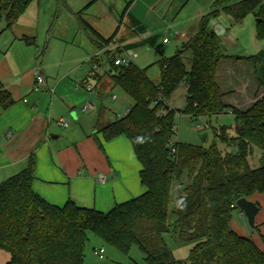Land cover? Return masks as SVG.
<instances>
[{
	"label": "trees",
	"instance_id": "obj_1",
	"mask_svg": "<svg viewBox=\"0 0 264 264\" xmlns=\"http://www.w3.org/2000/svg\"><path fill=\"white\" fill-rule=\"evenodd\" d=\"M32 1L0 0V23L5 21V28H10ZM133 1L126 3L124 12ZM55 2L57 14L64 0ZM86 7L75 15L81 28L92 30L83 18ZM222 12L236 23L255 16L257 37L264 39V0H215L201 17L197 32L173 55L155 62L160 69L158 83L148 76L147 68L133 62L117 66L114 59L112 71H107L133 103L123 117L101 131L106 139L121 135L130 139L142 165L144 193L108 212L72 200L62 206L52 204L33 189L31 156L23 170L0 183V249L10 253L6 264H84L89 232L124 253L137 245L145 264H264V252L256 243L231 227L237 200L264 193V163L254 168L249 162L254 147L262 151L264 161V91L259 94L264 90V50L239 57L226 54L214 28ZM188 50L192 52L189 70L183 60ZM226 64H233L236 85L255 88L256 100L246 109L229 101L237 96L234 89L222 90L219 84ZM182 82L187 86L184 113L211 117L229 110L235 116L234 136L221 126L209 147L173 140L177 110L170 107L169 99ZM7 96L0 89L3 106L10 102L5 101ZM218 141L233 143L235 149L223 152ZM184 177L187 182L177 199L173 226L182 242L195 244L187 258L177 259L165 234L171 226L172 185Z\"/></svg>",
	"mask_w": 264,
	"mask_h": 264
},
{
	"label": "crops",
	"instance_id": "obj_2",
	"mask_svg": "<svg viewBox=\"0 0 264 264\" xmlns=\"http://www.w3.org/2000/svg\"><path fill=\"white\" fill-rule=\"evenodd\" d=\"M128 1L64 0L71 24L53 30L55 0H33L10 28H5V21L0 23V89L8 94L5 101H10L7 106L0 102V183L23 170L33 156V189L52 204L62 206L72 200L79 206L108 212L116 204L144 193L142 165L130 139L124 135L106 139L101 131L123 117L133 101L125 96L129 106L119 113L117 108L107 111L102 98H119L114 92L118 86L107 72L112 71L113 60L126 56L133 60L138 48L154 46L157 34L162 32L159 23L175 0H170L169 9L168 0H134L124 12ZM98 4L106 8L102 17L117 22L110 41H105L107 37L96 22L99 16L91 12V7ZM84 7L83 18L92 30L84 29L83 34L75 12ZM205 14L201 11L188 19L190 31L184 26L187 39L197 32ZM217 23L218 20L215 30ZM166 37L170 42L166 35L163 42L168 43L164 41ZM176 38L180 46L187 40ZM113 52L115 56L108 65L98 58ZM123 53L126 56L120 55ZM94 64L100 66V71L91 78L88 74ZM232 66L226 64L218 81L222 90L236 91L237 96L229 97V101L246 109L256 100L255 88L244 83L236 85ZM36 68L44 75V89H34ZM157 78L151 79L158 83L160 74ZM86 83L92 85L91 91L86 89ZM185 88L187 92L186 84ZM263 91L262 88L259 94ZM61 117L69 122L68 127L58 123ZM248 199L259 206L257 229L250 237L264 252V193L256 192ZM243 217L238 209L231 227L246 236L248 230L240 220ZM9 259L10 253L0 249V264Z\"/></svg>",
	"mask_w": 264,
	"mask_h": 264
},
{
	"label": "rangeland",
	"instance_id": "obj_3",
	"mask_svg": "<svg viewBox=\"0 0 264 264\" xmlns=\"http://www.w3.org/2000/svg\"><path fill=\"white\" fill-rule=\"evenodd\" d=\"M169 2L171 3V1L168 0L166 9H169ZM213 3L214 0H175L170 10H164L167 12L164 14L165 17L163 18V21L159 23V29H161L162 32L157 34L158 38L156 44L154 46H144L142 48H138L135 51L137 56L133 58V63L141 68H147V74L152 79L155 77L159 78V67L155 64V62L160 58V55L165 57L171 56L180 47L181 41L177 40L175 33H187V30L190 31V26L187 25H189L191 18H195L201 13V11L208 13L211 10ZM91 8V12L97 13L99 17H102L106 10L105 5L102 7V4L95 5L94 7L92 6ZM70 18L72 19L69 7L62 4L57 11V14L56 11L53 14L52 21L54 24H51L53 25V30L56 26L58 28L61 27V29L65 26H69L71 24ZM98 18H96V22L100 24V27L103 29L104 34L108 38L116 29L117 22L114 23V21H112V19L108 16H104L102 19ZM74 20L77 22L76 18H74ZM184 26L187 27V30L184 29ZM80 29H82L84 34V29L81 27ZM216 31L221 38L223 49L226 54L237 57L256 54L260 50H264V39H259L257 37V21L256 17L253 15L246 16L242 23H236L229 14L222 12L218 18ZM165 35L170 36V42H163V37ZM115 53H110L108 56L105 54L101 56L98 55V58L104 61V65H108L109 59H112L115 56ZM120 55L126 56L124 53ZM183 60L186 67H191L192 52L190 50L184 52ZM114 92H117L119 96L118 99L113 100L110 95H107L102 98V103L105 105L107 111L108 108L111 110L117 108L120 113V111L122 112L127 108V106H129L125 98V96L128 95L119 87L115 88ZM169 104L173 109L177 110L174 118L175 133L173 140L177 141L178 144H192L209 147L214 140V131L221 126H226L228 128L230 136L235 135V116L229 110L211 117H193L188 113H184L186 104V88L184 82L180 83L171 93ZM217 145L223 152L235 149V144L233 143L218 141ZM262 159V151L258 147H254L252 155L249 156L250 165L254 168L259 167L262 163H264ZM185 182H187L186 177L182 178L181 181H174L172 185L171 204L168 216V223L171 226L170 231L165 234V240L168 247L177 259L187 258L189 256L190 249L195 244L194 242H182L178 238V234L175 232L173 226L176 218L174 210L178 206L177 199L182 193L184 187L183 184ZM238 209L239 208L237 207L234 210L235 212H233L232 217L236 216ZM240 220H243V223L248 230L249 235H246V237H250V235L256 231L257 226L251 227L245 215L243 219ZM101 246L105 249L102 257L95 254V249H99ZM84 264H145V260L144 253L137 245H134L129 253H124L112 245L104 242L100 237L96 236L92 232H89L84 253Z\"/></svg>",
	"mask_w": 264,
	"mask_h": 264
},
{
	"label": "built area",
	"instance_id": "obj_4",
	"mask_svg": "<svg viewBox=\"0 0 264 264\" xmlns=\"http://www.w3.org/2000/svg\"><path fill=\"white\" fill-rule=\"evenodd\" d=\"M175 34H176L177 37H180V38H183V39H187V34L185 32H176ZM164 41L168 42L169 38L168 37L164 38ZM131 62H132V59L130 57H127V58L126 57H119V58H116L114 60V64L117 65V66L129 65ZM99 71H100V66L98 64H94L92 70L89 71L88 76L91 77V78H95V77H97V74H98ZM34 75H35L34 89L35 90L44 89L45 88V86H44V79H45L44 75L37 68L34 71ZM92 88L93 87H92L91 84H87L86 83V89L88 91H91ZM58 123L60 125H62V126H65V127L69 126V122L63 117L58 119ZM170 148H171V151L173 153L176 152V148H175L174 142L170 143ZM104 252H105L104 248H99V249L95 250V254H97L100 257L103 256Z\"/></svg>",
	"mask_w": 264,
	"mask_h": 264
},
{
	"label": "water",
	"instance_id": "obj_5",
	"mask_svg": "<svg viewBox=\"0 0 264 264\" xmlns=\"http://www.w3.org/2000/svg\"><path fill=\"white\" fill-rule=\"evenodd\" d=\"M256 21L258 22L259 20L256 19ZM236 207H238L241 213H243L247 217L249 225L251 227H254L255 218L259 212V206L254 201H251L248 198L243 197L237 200Z\"/></svg>",
	"mask_w": 264,
	"mask_h": 264
}]
</instances>
